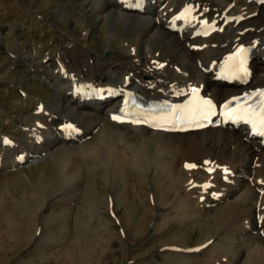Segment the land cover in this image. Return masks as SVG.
Returning <instances> with one entry per match:
<instances>
[{
	"label": "bare ground",
	"instance_id": "6f19581e",
	"mask_svg": "<svg viewBox=\"0 0 264 264\" xmlns=\"http://www.w3.org/2000/svg\"><path fill=\"white\" fill-rule=\"evenodd\" d=\"M19 1L26 7L25 1ZM69 2V8L89 14L87 19L78 20L80 36L73 37L66 27L69 13L58 11L46 17L41 10L27 9L38 31L52 36V42L11 45V60L28 70L31 84L40 79L44 89L54 92L56 102L43 103L27 118L24 116L29 125L3 109L0 170L28 167L49 154L56 156L57 148H73L75 153L68 151L58 163L61 183L79 191L69 202L80 203L84 187L94 194L99 192L96 182L86 183L81 170L84 165L96 181L99 178L104 183L103 187L115 190L123 186L118 196L107 194L102 199L108 214L104 230L111 236L107 239L102 235L106 249H111L113 239L120 240V235L129 238L132 231L128 218L116 213V205L132 188L146 209L144 219H150L154 229L160 225L158 221L171 215L182 222L197 220L200 225L211 226V235L201 245H181L178 240L168 247L159 245L158 253L165 256L166 264H208L207 255L217 251H221V264H235L241 257H245V264H264V240L258 235L264 217V136L247 120L233 123L221 116L230 100L264 88V0ZM240 2H244L242 6ZM118 25L128 29L124 37L110 30ZM102 27L108 47L119 46L114 57L92 50L94 31ZM131 29L136 31L133 38L127 35ZM244 30L257 36L244 42L235 40ZM249 47L253 51L242 78L239 52ZM48 67L52 71L46 73ZM26 84H21L24 94L18 98L20 104L31 108L34 98ZM193 89L211 101L216 111L213 124L205 131L171 134L112 118L122 112L130 94L148 103L171 104L183 102ZM6 123L15 126L14 137L5 134ZM106 123L147 135L141 141H131L123 133L116 137L104 128ZM68 125L75 131L66 128ZM45 126L47 130L43 131ZM96 134L98 141L85 147L84 143ZM5 139L11 143L5 144ZM161 175L165 182L173 181L167 190L163 189ZM90 206L85 209L94 214L98 209ZM68 215L65 210L58 217ZM217 225L221 231L215 237ZM83 227L98 237L90 226ZM145 231L140 227L135 235L139 237ZM154 249L144 257L153 256Z\"/></svg>",
	"mask_w": 264,
	"mask_h": 264
},
{
	"label": "rangeland",
	"instance_id": "374dc122",
	"mask_svg": "<svg viewBox=\"0 0 264 264\" xmlns=\"http://www.w3.org/2000/svg\"><path fill=\"white\" fill-rule=\"evenodd\" d=\"M23 1H25L26 7H23L24 5L19 0H0L1 126L5 124L3 121L4 116L1 114L3 109L16 115V119L18 121L21 120L23 125H29V122H26V118L29 114L35 112L38 106L43 103L56 102L54 92L44 89L43 82L40 79L31 84L27 77V74H29L28 70L20 63H14V60H11L13 57L10 53L13 45L26 47L35 40L52 42V36L38 31V24L32 17L30 18L32 16L30 12L29 14L26 13L27 9L36 8L35 10H41L46 17L55 16V13L58 11H62L64 14L69 13L70 23L66 27L70 30V34H73V37L80 36V28L77 25L78 20L89 17V14L86 12L84 14L83 12H79V9L69 8L70 0H52L49 2H45L44 0ZM244 2H240L239 6H242ZM20 23H23V25H20ZM104 28L102 27L100 30L95 29L92 50L98 55L107 53V57L111 58L118 55L120 49H118V44L111 49L108 47V40L104 36L106 35ZM110 30H113L117 36L124 37L128 29L125 26L118 25L113 28L111 27ZM135 33L136 31L131 29V32L127 35L133 38L136 35ZM249 33V31L244 30L235 40L239 39V42H244L251 37L255 38L257 36H252ZM232 41L233 36L230 39V42ZM50 55L52 56V54ZM51 71V67L46 68V73ZM25 82H27V88L34 98L31 108L22 103L20 104L18 98L19 95L24 94L21 90V84H25ZM22 108L23 110H19ZM14 127V125L6 123L4 128L7 132L5 131V134L8 133L14 137L16 134ZM104 128L114 134L123 133L131 141H141L147 135L144 131H142L143 133H138L126 127H115L107 123L104 125ZM44 130H47L46 126ZM119 134L115 136L117 137ZM98 138L99 134L94 135L84 143L85 147H91L98 141ZM156 140L157 137H154L153 142L155 143ZM68 148H57L54 150L56 156L49 154L46 159L40 160L37 164H32L28 167H16L13 170L8 169L6 171L0 170V264H166L164 261L165 256L158 253L161 249L159 245L162 243L168 247L167 245H171L175 243L174 241L178 240V244L194 247L201 245L211 235L212 229L209 223L200 225L197 220L186 223L178 220L175 215H171V218L166 219L167 221H158L160 225L157 226V229H154L153 225H150V219H144L146 209L141 202V197L133 193L131 188L128 190L129 192H126L125 199L116 205V213L119 217L128 218L129 228L132 231L129 233V238L120 235V240L117 238L113 239L111 249H106L102 242V235L104 234L103 236L107 239L111 238V236L104 230V225H108L104 217L108 214L104 212L102 199L107 194L118 196L122 192L123 186L119 185L115 190L103 187L104 183L99 178L96 181V178L89 173L84 165L81 170L83 171L84 179L87 180L86 183L96 182L99 192L94 194L93 191H89L87 187H84L81 191L84 194L82 193L81 195L80 203L74 204L72 201L70 203L71 197L79 191L77 192V190L75 191L61 183L58 166L64 154L68 151L74 152L73 148H69V150ZM0 153L2 155V152ZM72 173H74L73 169ZM159 179L165 180V176L161 175ZM172 182L164 181L163 189L167 190ZM87 192L92 194L93 198L88 199ZM69 203L70 206L64 209V205ZM89 204L95 205L93 207L98 209L94 214H89L86 211L85 208L91 207ZM65 210L69 215L67 217L64 216V219L63 217H58ZM98 212L99 214L103 213V215H97ZM142 220H144V223L146 222L145 226ZM262 220H260L262 222L260 226L263 232H259L258 235H261V239L264 240V217H262ZM84 225H88L91 230L97 231L98 237L96 234L85 230ZM140 227H145L146 231L143 235L137 237L135 234ZM116 229H119L121 232L120 226H116ZM220 231L221 229L217 225L215 237ZM120 232L118 231V233ZM261 242L263 243V241ZM157 246L158 249H156ZM152 247L155 248L153 251L154 255L144 257L145 253ZM220 253L221 251H217L215 254L214 252L211 255L208 254V264L210 262L211 264H221L220 260L222 256ZM240 259L235 261V264H245V257H241Z\"/></svg>",
	"mask_w": 264,
	"mask_h": 264
},
{
	"label": "snow or ice",
	"instance_id": "6c2138e0",
	"mask_svg": "<svg viewBox=\"0 0 264 264\" xmlns=\"http://www.w3.org/2000/svg\"><path fill=\"white\" fill-rule=\"evenodd\" d=\"M186 11H187V10H186ZM241 70H243V66H242V65H241ZM195 91H196V89H193V92H195ZM257 95L260 96V97H262V98H264V92H260V93H258ZM203 103L206 104L209 108L212 107L211 101H204ZM225 107H227V105H225ZM254 111H255V110H254ZM258 111H259V113H260V116H259V123H260V125L264 126V101H262L261 106H260V108L258 109ZM209 114H211V113H209ZM112 118H113L114 120L119 119V117H117V116H113ZM205 118H207V117H205ZM229 118H230V119H233L232 116H229ZM239 118H240V119H244V117H239ZM247 122L252 123L254 128L256 127V123H255L253 120H247ZM199 126L202 127L203 125H199ZM67 127H68L69 129H72V126H71V125H68ZM72 131H75V129H72ZM258 131H259V134H260V135L264 136V127H261L260 129H258ZM4 143H5V144H8V143H11V142L8 141L7 139H5V140H4ZM185 167L192 168V167H195V165H185ZM225 171L227 172V169H225Z\"/></svg>",
	"mask_w": 264,
	"mask_h": 264
}]
</instances>
